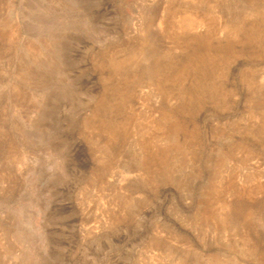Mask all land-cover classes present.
<instances>
[{
    "label": "rangeland",
    "instance_id": "1",
    "mask_svg": "<svg viewBox=\"0 0 264 264\" xmlns=\"http://www.w3.org/2000/svg\"><path fill=\"white\" fill-rule=\"evenodd\" d=\"M0 264H264V0H0Z\"/></svg>",
    "mask_w": 264,
    "mask_h": 264
},
{
    "label": "bare ground",
    "instance_id": "2",
    "mask_svg": "<svg viewBox=\"0 0 264 264\" xmlns=\"http://www.w3.org/2000/svg\"><path fill=\"white\" fill-rule=\"evenodd\" d=\"M41 45H42V44H41ZM50 45H51V44H50ZM45 46H46V45H45ZM45 46H44V47H45ZM56 46H57V45H56ZM41 47H42V46H41ZM47 47H48V45H47ZM49 47H50V46H49ZM57 47H58V46H57ZM49 51H51V50H49ZM51 52H54V51H51ZM50 54H51V53H50ZM52 58H53V57H52ZM52 58H51V59H52ZM55 59H56V61H55V62L53 61L54 63H52V64H57V58H55ZM53 60H54V59H53ZM41 63H42V62H41ZM159 87H160V86H159ZM164 154H165V153H164ZM168 157H169V156H168ZM166 158H167V157H166ZM167 159H168V158H167ZM168 160H169V159H168ZM168 160H167V161H168ZM167 161H165V162H167ZM169 161H170V160H169ZM167 163H171V161H170V162H167ZM167 163H166V166H170V165H167ZM164 165H165V164H164ZM172 165H173V164H172ZM169 168H170V167H169ZM225 207H227V206H225ZM227 208H228V207H227ZM229 208H230V207H229Z\"/></svg>",
    "mask_w": 264,
    "mask_h": 264
}]
</instances>
